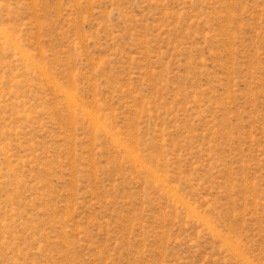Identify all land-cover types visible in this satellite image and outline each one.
I'll return each mask as SVG.
<instances>
[{"label": "rangeland", "instance_id": "1", "mask_svg": "<svg viewBox=\"0 0 264 264\" xmlns=\"http://www.w3.org/2000/svg\"><path fill=\"white\" fill-rule=\"evenodd\" d=\"M0 264H264V0H0Z\"/></svg>", "mask_w": 264, "mask_h": 264}]
</instances>
